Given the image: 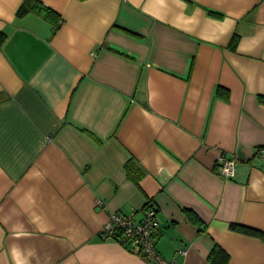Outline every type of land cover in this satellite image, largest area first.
I'll use <instances>...</instances> for the list:
<instances>
[{
	"label": "crops",
	"instance_id": "obj_1",
	"mask_svg": "<svg viewBox=\"0 0 264 264\" xmlns=\"http://www.w3.org/2000/svg\"><path fill=\"white\" fill-rule=\"evenodd\" d=\"M0 0V264H264V0ZM238 161L233 180L221 156ZM181 251H184L181 254Z\"/></svg>",
	"mask_w": 264,
	"mask_h": 264
},
{
	"label": "built area",
	"instance_id": "obj_2",
	"mask_svg": "<svg viewBox=\"0 0 264 264\" xmlns=\"http://www.w3.org/2000/svg\"><path fill=\"white\" fill-rule=\"evenodd\" d=\"M257 156L264 160V147L257 150ZM238 161L234 158L221 156L218 159V174L227 180H233ZM157 211L151 205L143 212L142 218L137 221L135 216L113 214L103 228V239L117 240L139 251L148 264H175L167 261L158 251L155 234L159 229ZM184 251H181L183 254Z\"/></svg>",
	"mask_w": 264,
	"mask_h": 264
},
{
	"label": "trees",
	"instance_id": "obj_3",
	"mask_svg": "<svg viewBox=\"0 0 264 264\" xmlns=\"http://www.w3.org/2000/svg\"><path fill=\"white\" fill-rule=\"evenodd\" d=\"M32 12L39 14L51 13L49 9L45 8L37 0H26L18 12V17H24ZM6 38L7 37L4 33H0V47L4 44ZM262 102L264 103V100H262ZM147 207H151V203H148L142 209V212H144ZM230 228L232 231L256 237L264 241V233L262 231L237 224H231ZM208 260L210 264H229L230 257L224 250L219 247H216L211 252Z\"/></svg>",
	"mask_w": 264,
	"mask_h": 264
}]
</instances>
